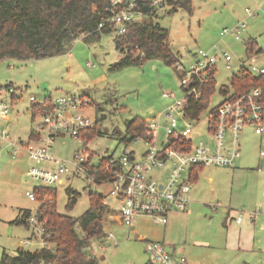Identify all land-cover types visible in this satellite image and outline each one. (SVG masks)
<instances>
[{"label": "rangeland", "instance_id": "1", "mask_svg": "<svg viewBox=\"0 0 264 264\" xmlns=\"http://www.w3.org/2000/svg\"><path fill=\"white\" fill-rule=\"evenodd\" d=\"M248 8L252 14L247 12ZM169 9V6L158 9L154 21L169 30V43L178 55V63L189 68L200 50L211 53L216 49L220 51L221 57L215 71V91L208 108L201 112L194 127L195 140H199L208 136L206 123L211 110L227 97L221 90L222 86L229 84L243 60L250 61L247 53L250 41L254 42V52L259 50L255 53L258 64H264V0H193L191 10L179 8L169 12ZM143 18L148 19L139 16V19ZM241 22H246L248 27L240 33V39L232 33L221 34ZM114 38L115 32L105 33L101 38L92 40H86L82 35L75 40L70 52L65 54L41 59L7 58L0 61V88L4 99L11 102L12 97L6 92V85L15 88L9 119L1 124L2 129L9 131L11 140H28L40 118L39 115L32 117L31 106L34 101H42L49 95L56 98L75 93L93 100L92 105L81 112L94 119L101 133L87 144L85 138L83 141L68 134L56 137L52 149L57 158L73 162L77 153L85 149L92 154V164L99 165L104 157H120L126 148L135 150L138 156L145 153L149 145L144 141L123 140L127 121L134 117L147 119L163 111L177 98H182L181 74L175 65L159 57L146 59L141 64L113 67L121 56ZM225 52L232 57L228 62L222 57ZM87 62H91V65L88 66ZM166 92L174 95L164 96ZM261 125L264 126V121ZM246 127L241 132L242 146L236 167L204 166L200 172V182L208 183V176L215 175L219 183L215 187L219 188L217 195L220 198H214L215 195L210 191L206 193L204 201L209 204V217L218 214L212 204L227 205L225 201L231 197L236 201L264 200V159L259 158L260 149H264V133L260 136L253 131L254 128ZM116 131H121L122 135L118 136ZM157 139V145L161 147V142L166 139L163 130ZM13 152L12 146L0 140V260L3 249L15 253L18 248L36 250L42 247L39 234L35 238L36 230L20 220L24 211L36 213L41 205L38 200L29 198L26 192L44 186L41 180H35L27 174L28 169L33 165L49 168V164H35L24 153L13 157ZM164 169H154L152 173L162 174ZM232 174H237L235 182ZM52 188L56 191L58 212L78 218L90 207L92 192L107 194L110 184H98L90 175L71 172L64 174L62 182ZM237 188L240 190L235 191ZM68 189L78 193L72 207L68 206ZM108 200L112 202L110 197ZM232 207L241 208L236 203ZM183 214L181 211L172 213L167 224L157 223L153 217L145 215L138 217L131 227L110 225L106 228L107 234L112 233L113 236L106 237L103 244L95 241L92 250L100 264L147 263L150 257L145 251L144 242L138 237L163 241L161 234L176 235ZM105 218V226L112 221L118 223L112 211L105 213ZM26 239H30L28 244L23 242ZM167 248L170 246L167 245Z\"/></svg>", "mask_w": 264, "mask_h": 264}, {"label": "built area", "instance_id": "2", "mask_svg": "<svg viewBox=\"0 0 264 264\" xmlns=\"http://www.w3.org/2000/svg\"><path fill=\"white\" fill-rule=\"evenodd\" d=\"M161 2L162 0H155L153 6L161 7ZM113 5H121V8H111L110 14L99 23V28L106 24L114 25L115 32L122 34L127 30L128 22L139 20L142 15L137 0H113ZM247 12L252 14L249 8ZM247 27L246 22H241L232 30L225 29L221 34L232 33L240 39V33ZM220 57L217 49L214 53L200 50L189 68L181 63L176 65L183 72L181 87L184 96L169 103L163 111L145 119L148 128L154 131L153 138L129 135L131 140L144 141L149 148L141 156L135 150L126 148L120 157H111L105 167L106 170L113 167L110 176L97 179L91 173L92 162L85 149L77 153L73 162L57 158L52 149L53 140L66 134L84 141L82 132L95 124L94 119L81 112L83 108L92 105L90 98L83 94L45 97L42 101L50 102V106L36 112L35 116L39 115L40 118L32 128L34 136L29 137L26 142H15L11 140L9 131L1 128L2 122L9 119L15 93V88L8 86L6 92L11 94V102L4 99L3 92L0 93V140L14 148L13 157L24 153L35 164H49V168L33 165L27 171L31 178L41 180L44 186L52 187L62 182L63 175L71 172L90 175L98 184H110L108 193H103V203L112 210L118 223L131 227L138 217L147 215L157 223L167 224L171 213L185 212L189 208L193 185L191 170L194 166L233 167L240 156L243 129L254 126L257 134L264 133V126L261 125L264 121V105L261 102L263 92L260 87H256L235 99L226 97L220 102L216 106V112L210 115L206 123L208 136L195 140L194 127L199 117L189 116L187 101L190 97H200L199 85L205 79L208 69L216 66ZM222 57L226 62L232 59L226 52ZM249 57L250 61L243 60L241 65L255 75L263 74L264 64H258V56L252 54ZM87 65L90 66L91 62H87ZM173 95L172 92L164 93V96ZM161 130L166 139L158 147L157 138ZM259 156L264 158L263 148L260 149ZM161 168H165L162 174L152 173L154 169ZM26 194L36 200L35 191H27ZM218 205L212 204V208L217 209ZM236 221L241 222L242 217L238 216ZM28 224L36 230V239L39 234L44 246L49 233L37 221L36 213L29 216ZM107 236L112 237L113 234ZM23 242L28 244L30 239ZM144 246L153 264H190L185 255L168 249L161 241L147 239ZM91 254L97 256L92 248Z\"/></svg>", "mask_w": 264, "mask_h": 264}, {"label": "trees", "instance_id": "3", "mask_svg": "<svg viewBox=\"0 0 264 264\" xmlns=\"http://www.w3.org/2000/svg\"><path fill=\"white\" fill-rule=\"evenodd\" d=\"M142 17L128 22L127 30L122 34L115 32V26L106 24L99 28L101 20L110 14V9L119 10L121 5H113V0H0V61L13 58L18 60L41 59L70 52L73 43L80 36L86 40L99 39L105 33L115 32V46L121 56L113 64L115 68L141 64L146 59L159 57L170 65L178 63L179 58L169 43V30L154 21L158 9L169 6V12L179 8L192 9L193 0H162V6H153L155 0H137ZM254 52V42L247 44V53ZM177 69V67H176ZM178 70V69H177ZM183 76V72L178 70ZM216 66L208 69L205 79L200 83L201 95L198 99L190 97L187 101V113L197 118L208 108L210 98L215 91ZM180 76V75H179ZM180 76V78H181ZM10 86L9 84L6 87ZM262 89L261 102L264 105V73L255 75L240 65L230 78L228 85L221 90L224 95L235 99L253 88ZM0 88V93H1ZM50 97L49 96H45ZM93 103V100H91ZM50 106V102L34 101L31 106L32 117L36 112ZM216 112V107L211 114ZM121 136V131H116ZM101 133V128L93 127L82 132L86 144ZM142 135L154 137V131L148 128L145 118L134 117L127 121V132L122 136L129 142L128 136ZM31 130L29 137H33ZM92 154L90 153V159ZM113 156L104 157L99 165L92 164L90 171L97 179L110 176L113 167L106 170V164ZM204 166H194L191 178L195 180ZM36 200L41 205L36 218L46 233V244L36 250L18 248L15 253L3 249L0 264H99V258L91 254L92 243L106 237L105 213L112 210L103 201L105 194L92 192L90 207L80 217L61 214L57 210L56 191L52 187H36ZM70 193L68 206L72 207L78 193ZM30 210L24 211L20 222L28 224ZM145 264H153L150 261Z\"/></svg>", "mask_w": 264, "mask_h": 264}, {"label": "crops", "instance_id": "4", "mask_svg": "<svg viewBox=\"0 0 264 264\" xmlns=\"http://www.w3.org/2000/svg\"><path fill=\"white\" fill-rule=\"evenodd\" d=\"M250 127L254 128V126ZM253 131L255 132V128ZM259 158L264 159L260 156ZM234 167L236 165L230 168ZM200 172L193 180L190 193L191 202L188 210L182 212L184 213L181 216L183 220L177 227V234H161L160 238L163 241H157L163 242L166 247L169 245L170 250L185 255L190 264H264V200L236 201L233 197L228 201L222 199L227 202V205H218L215 209L218 214L209 217L207 208L209 204L204 201L206 193L210 191L212 195H215L214 198L217 196L220 198L217 195L219 188L215 187V184L219 183L215 175L208 176V183L200 182ZM210 174H214V172ZM232 175L235 182L237 174ZM237 190L240 188L235 189V191ZM233 203L238 204L241 208L232 207ZM238 216L242 217L241 222L236 221ZM114 224L120 225V223L112 221L105 226V229ZM107 235L106 229V237H108ZM106 237L96 241L103 244ZM138 239L144 242L148 238L140 236ZM94 243L95 241L92 246Z\"/></svg>", "mask_w": 264, "mask_h": 264}, {"label": "water", "instance_id": "5", "mask_svg": "<svg viewBox=\"0 0 264 264\" xmlns=\"http://www.w3.org/2000/svg\"><path fill=\"white\" fill-rule=\"evenodd\" d=\"M128 140H131V136L128 137Z\"/></svg>", "mask_w": 264, "mask_h": 264}]
</instances>
